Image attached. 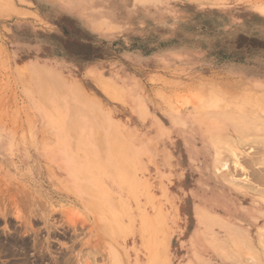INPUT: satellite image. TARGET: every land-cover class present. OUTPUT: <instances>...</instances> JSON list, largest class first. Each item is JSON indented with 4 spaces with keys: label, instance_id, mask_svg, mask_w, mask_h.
I'll list each match as a JSON object with an SVG mask.
<instances>
[{
    "label": "rangeland",
    "instance_id": "obj_1",
    "mask_svg": "<svg viewBox=\"0 0 264 264\" xmlns=\"http://www.w3.org/2000/svg\"><path fill=\"white\" fill-rule=\"evenodd\" d=\"M0 264H264V0H0Z\"/></svg>",
    "mask_w": 264,
    "mask_h": 264
},
{
    "label": "bare ground",
    "instance_id": "obj_2",
    "mask_svg": "<svg viewBox=\"0 0 264 264\" xmlns=\"http://www.w3.org/2000/svg\"><path fill=\"white\" fill-rule=\"evenodd\" d=\"M109 95V94H108ZM111 96V95H110ZM116 98V97H115ZM113 142V141H112ZM113 145V143L111 144V146ZM237 162V161H236ZM226 165V164H225ZM239 168V167H238ZM233 175V174H232ZM247 180V179H246ZM249 182V181H248ZM257 183H258V181H256ZM254 183V182H253ZM252 183V184H253ZM261 183V182H260ZM248 184V183H247ZM97 195V194H96ZM96 197V196H95ZM100 197V196H99ZM98 196H97V199L99 198ZM99 200V207L101 208H103V209H108V208H110L112 205H106V206H102V205H104V202H105V197H103V198H101V200L100 199H98ZM235 214V210L232 208V209H230L229 211H228V216H232V215H234ZM221 219H223L222 218V216H218V218L216 219V222H221L222 220ZM261 242V241H260ZM14 260V259H13Z\"/></svg>",
    "mask_w": 264,
    "mask_h": 264
}]
</instances>
